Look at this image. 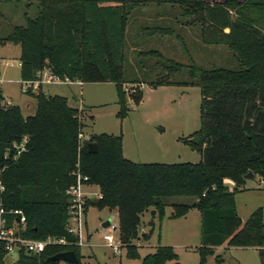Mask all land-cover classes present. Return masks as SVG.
I'll use <instances>...</instances> for the list:
<instances>
[{"label":"trees","instance_id":"trees-1","mask_svg":"<svg viewBox=\"0 0 264 264\" xmlns=\"http://www.w3.org/2000/svg\"><path fill=\"white\" fill-rule=\"evenodd\" d=\"M22 2L35 12L32 16L25 12L24 24L0 37V48L19 46L20 80L28 85L24 93L34 98L36 109L32 116L23 117L16 105L0 106L2 200L6 209L25 214L22 237L64 238L72 244L49 245L39 255L20 251L13 264H61L46 259L67 250L76 254L80 264L78 238L66 232V190L75 184L73 171L87 177L86 184L96 186L100 195L86 200L85 214L90 207L117 214V234L129 259L139 258L132 242L138 238L144 213L151 211L150 236L154 218L161 222L170 206V220L181 219L190 210L200 213L199 264L223 246L255 248L264 264L262 208L242 222L235 206V194L245 185L248 172L264 179V0H0V4ZM148 6L175 11L180 26L199 27L203 45L227 47L237 63L236 70H202L174 29H144L146 35L174 37L189 58L190 64L182 65L155 50L141 54L159 62L156 80L150 84L153 88L170 84V77L182 68L196 81L200 128L180 141L199 154L198 163H135L122 154V136L106 133L90 135L89 142L97 144L96 152L90 153L87 142L79 141L83 110L70 107L64 97L41 90L34 93L29 86L45 70L60 81L112 83L116 117L125 119L130 112L128 100L134 105L142 100L139 88L132 95L124 93L126 28L131 13ZM192 137L199 143H190ZM24 138L23 151L16 156L14 147ZM174 198L191 202L169 204ZM6 256L0 242V264H5ZM176 260L171 247L159 246L141 258V264Z\"/></svg>","mask_w":264,"mask_h":264},{"label":"rangeland","instance_id":"rangeland-1","mask_svg":"<svg viewBox=\"0 0 264 264\" xmlns=\"http://www.w3.org/2000/svg\"><path fill=\"white\" fill-rule=\"evenodd\" d=\"M206 1L221 3L225 0ZM24 5V2L0 4V37L6 36L13 26L23 25L22 15L25 12L30 16L34 14V9H25ZM159 11L165 12L167 14L165 17L169 15V19L166 18L167 23H151V20H154L153 14ZM133 15L136 14L132 12L130 15L124 41L123 87L126 96L134 94L136 88H139L142 92L141 103L134 105L128 100L130 112L125 119L120 120L116 117L118 106L112 83L82 85L79 100L81 98L84 103V110L80 115L83 129L79 141L87 142L93 134L121 135L124 155L135 163H198L199 154L178 140L192 135L200 128L201 96L196 81L190 76L188 69L182 68L170 77V84L153 88L150 84L156 80L159 62L156 58L141 54L155 50L164 58L182 65H189V58L182 50L181 43L174 37L160 38L156 35L137 37V30L144 26L174 27L176 33L182 37L192 61L202 70L212 67L236 70V60L226 47L203 45L200 41L199 27L180 26L179 14L170 11L167 7L161 9L149 7L140 10L137 20ZM17 50L18 47L11 44L2 48V54L8 60L6 71L10 79H16L18 75ZM43 90L47 94L67 97L69 105H75L76 101L69 96V87L66 85L53 82L50 85H43ZM5 92L10 103L21 109L23 117L34 114L29 112L30 105L34 103L32 97L22 92L18 84L7 86ZM7 105L4 101L0 102L1 107ZM158 148H162V152L165 153L155 151ZM225 183L231 189L233 184L230 181ZM87 189L89 193L98 192L93 185L87 184ZM93 198L92 196L90 199ZM190 202L186 198H174L169 204ZM235 206L242 222L247 220L253 211L262 208L264 222V179L256 176L253 180H246L243 188L235 194ZM150 212L142 216L138 238L132 242L137 248L139 258L129 259L117 232L102 228V224L108 220L116 225L117 214L107 209L98 210L90 207L86 212L82 232L83 245L79 246L80 264H141V258L153 253L159 246L171 247L177 256L176 261L166 264H199L196 249L200 247V213L197 210H190L185 217L170 220L168 216L172 212V207L167 206L165 217L161 222L154 218L153 231L149 236L151 228L148 223L152 219ZM108 233L114 236L119 254H115L103 240V235ZM142 233L149 236V239L143 238ZM15 260V254L8 255L5 264H13ZM205 264H260V262L255 248L217 247L213 249V255L207 257Z\"/></svg>","mask_w":264,"mask_h":264},{"label":"built area","instance_id":"built-area-1","mask_svg":"<svg viewBox=\"0 0 264 264\" xmlns=\"http://www.w3.org/2000/svg\"><path fill=\"white\" fill-rule=\"evenodd\" d=\"M60 81L55 77L50 76L47 82ZM61 82V81H60ZM62 82H68L67 80ZM1 84V79H0ZM26 87L28 85H25ZM26 138L19 146H15L16 156L23 151L24 143ZM89 142V141H87ZM14 157V159L16 158ZM72 176L75 178V184L71 185L67 190L66 194L69 196V205L67 208V223L66 232L78 238V242L75 243L77 246L83 245V227L85 226V205L86 200L92 196L99 198V192L89 193L87 189V180L85 176H81L78 172L73 171ZM4 186L0 183V242L4 243L5 250L8 255L15 254L16 256L20 251H24L31 255L41 254L45 248L49 245L66 246L71 245L64 238H51L48 237L45 240H32L22 237L21 233L24 232L26 226V216L22 210L19 209H6L2 200V194L4 193ZM11 219V220H10ZM11 221V224H9ZM105 230L110 232H117V224L114 225L111 222L108 224ZM103 240L106 242L109 248L113 250L115 254H119L118 248L114 242V236L111 233L104 234Z\"/></svg>","mask_w":264,"mask_h":264},{"label":"crops","instance_id":"crops-1","mask_svg":"<svg viewBox=\"0 0 264 264\" xmlns=\"http://www.w3.org/2000/svg\"><path fill=\"white\" fill-rule=\"evenodd\" d=\"M149 7H155V8H157V9H161V7H156V6H148V7H143V8H140L139 10H136V11H134L133 12V14H136V15H133V18L135 19V20H137V16H138V14H140V10H144V9H146V8H149ZM164 7H167V6H164ZM168 8V7H167ZM169 9V8H168ZM165 16H167V14H165V12H162V11H159V12H156V13H154L153 14V18H154V20H151L152 22L151 23H156V22H165V23H167V21H166V18L167 19H169V15H168V17H165ZM143 21H145V20H143ZM149 23V22H148ZM142 24H143V22H142ZM153 27H158V26H153ZM146 28H152V27H148V26H144V27H142V28H139V30H137V28H136V30H137V37H141V36H150V35H146L145 34V30L144 29H146ZM162 28H172V29H174L175 30V28L174 27H162ZM185 28H188V27H185ZM189 28H191V27H189ZM141 32V34H139ZM156 36H158V37H160V38H163V37H172V36H159V35H156ZM181 40H182V42H183V39H182V37H181ZM184 43V42H183ZM12 45V44H11ZM185 45V44H184ZM7 46V44L5 45V46H3V47H1L0 48V79H1V84H0V92H1V95H2V97H3V101L5 102V103H7L8 105H12L11 103H10V101H9V97L7 96V94H6V92H5V89H6V87L7 86H9V85H11V84H18L19 86H20V88H21V90H22V92H25V90H26V86H25V84H23L22 83V81L20 80V73H19V69H18V75H17V78L16 79H10V78H8L7 77V71H6V66L8 65V60L3 56V54H2V48H4V47H6ZM13 46H16V45H13ZM16 47H18V49L19 50H17L16 51V53L18 54V56H20V48H19V46H16ZM211 47H219V46H211ZM222 47H225V46H222ZM185 48H186V46H185ZM227 48V47H226ZM12 50L13 49H16V48H11ZM228 49V48H227ZM229 50V49H228ZM15 51V50H14ZM186 51H187V49H186ZM187 53H188V51H187ZM189 54V53H188ZM187 55V54H186ZM19 59V58H18ZM192 59V58H191ZM18 65H20L19 63H18ZM49 77H50V74H49V72H47L46 70L45 71H43L40 75H39V80L38 81H36V82H34V83H32V84H29V86L32 88V91L34 92V93H37V91L38 90H41L44 94H46V95H50V96H57V95H52V94H47L44 90H43V85H50V84H52L53 82H47V80L49 79ZM57 83H60V84H63V85H66V86H68L69 87V96H71L72 97V99L74 100V101H76L75 102V105L74 106H70L69 105V102H68V100H67V97H64V98H66V100H67V103H68V105L70 106V107H72V108H76V109H78V110H84V103H83V100L80 98V100H79V96L81 97V92H80V90H81V87H82V85H84V84H87V83H81V82H79V81H68V82H60V81H56ZM93 84H98V83H93ZM61 97V96H60ZM63 97V96H62ZM32 100H33V104H31L30 106H31V108H30V110H29V112H32V113H35V109H36V102H35V100H34V98H31ZM141 103V102H140ZM139 103V104H140ZM162 130V129H161ZM133 137H134V134H133ZM178 140H180V138L178 139ZM162 148H158V149H156L155 151H157V152H162V150H161ZM154 151V152H155ZM164 152V151H163ZM162 152V154H164ZM122 154H123V156H124V158H126V159H128L129 160V158L128 157H126V155H124V147H123V139H122ZM130 155H131V153H130ZM131 161V160H130ZM254 179H255V177H254ZM225 182H228V181H225ZM230 188V187H229ZM231 189H233V185H232V187H231ZM230 189V190H231ZM188 214V213H187ZM85 216H86V214H85ZM84 220H85V217H84ZM199 222H200V220H199ZM223 247H225V246H223ZM217 248V247H216ZM216 248H214V249H216ZM14 263V262H13Z\"/></svg>","mask_w":264,"mask_h":264},{"label":"water","instance_id":"water-1","mask_svg":"<svg viewBox=\"0 0 264 264\" xmlns=\"http://www.w3.org/2000/svg\"><path fill=\"white\" fill-rule=\"evenodd\" d=\"M190 143L193 144H198V138L197 137H192L191 139H189ZM86 147L88 148L90 153H95L97 150V144L95 142H87L86 143ZM254 175L251 172H248L245 176L244 179L245 180H253L254 179ZM110 223V220H108L107 222L102 224V228H106L108 226V224ZM143 234V233H142ZM46 261L48 262H61L64 264H78V258L76 256V254L73 251L67 250L64 252H60L57 253L51 257H48L46 259Z\"/></svg>","mask_w":264,"mask_h":264}]
</instances>
